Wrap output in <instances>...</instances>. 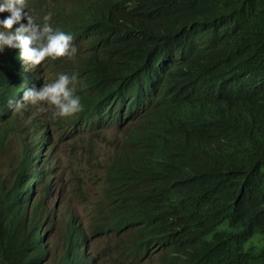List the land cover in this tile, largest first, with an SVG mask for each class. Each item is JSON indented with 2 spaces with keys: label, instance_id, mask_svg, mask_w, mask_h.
Listing matches in <instances>:
<instances>
[{
  "label": "trees",
  "instance_id": "obj_1",
  "mask_svg": "<svg viewBox=\"0 0 264 264\" xmlns=\"http://www.w3.org/2000/svg\"><path fill=\"white\" fill-rule=\"evenodd\" d=\"M73 3L70 31L87 62L68 72L97 85L83 99L87 120L122 125L137 117L136 93L159 100L110 161L102 223L151 231L183 264H264V249L249 246L264 240V0ZM19 62L17 49L0 52V122L18 120L13 94L39 84L17 72ZM29 175L30 167L0 186V264L49 256L37 232L47 216L41 221L40 199L31 206ZM84 252L75 237L55 264H83Z\"/></svg>",
  "mask_w": 264,
  "mask_h": 264
},
{
  "label": "clouds",
  "instance_id": "obj_2",
  "mask_svg": "<svg viewBox=\"0 0 264 264\" xmlns=\"http://www.w3.org/2000/svg\"><path fill=\"white\" fill-rule=\"evenodd\" d=\"M73 7V0H0V52L7 49H17L20 58V62L16 66L17 72L24 75L32 74L39 81V84L30 85L23 89L22 98L19 94H13L12 108L15 109L18 120L11 117L5 122H0V125H3L2 131L6 134L0 149V173L2 160L8 150L6 139L9 135L16 134V132L18 134L19 132L22 136L32 131L30 135L32 140L29 141V137L24 140L23 152L24 157L31 155L33 158L31 165L28 167L24 165L23 170L17 167L18 162L11 166L9 175L6 178L0 174V186H12L15 182L21 180L22 171L25 173L30 167V175L24 186L31 187L32 193H34L33 200L37 199L31 206L33 207L40 199L41 206L45 209L41 221H44L46 216L47 220L45 225L40 224L37 232L40 239L41 231L43 232L41 241L46 244L50 255V250H52L50 234L53 226L48 227V223L54 209L47 208L45 198L52 191L53 178H51V174L56 170V166L53 164L57 149V147L54 148L56 133L53 127L47 124L48 116L46 113L40 112L38 105L46 104L51 109V114L55 117L53 121L56 122L60 132L65 130V126L80 128L95 125L97 122L100 125L108 123L111 126H116L119 128L121 139L118 145L112 147L111 151L107 150L102 155V199L98 200L94 208L92 230L105 236L112 235L116 239V247L125 264H183L182 258L173 254L166 244L159 242L151 231L140 232L138 226L133 222L128 224L102 223L104 179L107 177L110 161L115 151L123 146L126 147L128 144L125 142L133 133L139 130L142 123L140 117L152 113L159 104V100L156 96L154 101L149 102L139 92L136 93L132 98V103L137 117L128 120L124 118L122 125L107 122L102 118L96 123L87 120L88 112L85 104L89 100L84 102L83 99L92 95L97 85L86 83L85 78L78 76L76 72L72 74L68 72L72 63L83 62L80 64L82 65L87 62L81 61L82 53L79 52V44L81 43L75 40L73 32L70 31L72 27L69 25L68 20ZM34 13H37V15L44 13L41 22H36ZM50 20L59 23L62 30L54 28ZM107 78L109 77L104 73V82ZM24 121L26 123L22 125ZM46 136L48 141L45 140ZM145 136L146 133H143V139H145ZM91 139V145L95 144L94 137ZM158 142V138H153L151 147H154ZM45 153H47V156L43 158L42 156ZM40 168L43 169V174L41 179L38 180ZM44 169H46L45 173ZM38 192L39 197H36ZM74 227H78V231L83 233L82 241L89 246L88 250L82 245V241L78 240L80 248L85 250L82 254L83 264H86L87 260L90 264H96L94 258H92V262L89 259V254H91L90 233L80 223L73 225L70 220L61 237L62 252L59 258L64 252V246L75 241V236L72 237ZM77 235H79V232H77ZM47 237H49V242L45 240ZM79 239H81L80 235ZM59 258H52V264H55L56 259Z\"/></svg>",
  "mask_w": 264,
  "mask_h": 264
},
{
  "label": "rangeland",
  "instance_id": "obj_3",
  "mask_svg": "<svg viewBox=\"0 0 264 264\" xmlns=\"http://www.w3.org/2000/svg\"><path fill=\"white\" fill-rule=\"evenodd\" d=\"M43 14L34 13L36 22H41ZM50 23L54 28L62 30L59 23L52 20ZM38 108L48 116L47 124H50L56 133L54 148L57 147L53 158L56 170L51 174L52 191L45 198L47 208L54 209L48 223V227L53 226L50 234L52 250L44 264H52V258H59L62 252L61 237L72 215L77 217L78 223L91 235L90 252L96 264H125L116 247V239L112 235L105 236L92 230L94 208L98 200L102 199V155L119 144L121 139L119 128L108 123L100 125L97 122L95 125L80 128L65 126V130L60 132L53 121L55 117L52 116L51 109L46 104H39ZM25 123L26 121L22 125ZM31 134L32 131L21 136L16 132L6 139L8 150L2 160L0 173L4 178L9 175L11 166L24 157V140L29 137L31 141ZM92 137L95 139L93 145L90 142ZM36 197H39V192ZM222 229L225 230L226 227ZM249 246L261 253L264 249L262 236L254 238Z\"/></svg>",
  "mask_w": 264,
  "mask_h": 264
},
{
  "label": "bare ground",
  "instance_id": "obj_4",
  "mask_svg": "<svg viewBox=\"0 0 264 264\" xmlns=\"http://www.w3.org/2000/svg\"><path fill=\"white\" fill-rule=\"evenodd\" d=\"M36 68L38 69V66H37ZM147 96H148V95H147ZM47 134H48V133H47ZM45 140L48 141L47 136H46ZM57 190H58V189H57ZM56 193H57V192H56ZM70 216H71V214H70ZM70 222H71L73 225H78V223H77V217L72 215L71 218H70ZM77 228H78V227H74V228L72 229V234H73V236L77 237L78 240L82 241V240H83L82 237H83L84 235H83V233H80V231H78ZM77 232H79V235H80L81 239H79V236H77ZM41 239H43V232H42V231H41ZM45 240L49 242V237H47V239H45ZM82 243H83L82 245H83L85 248H87V249L89 250V246H88L86 243H84L83 241H82ZM92 258H93V256H92L91 254H89V259H91L90 262H92ZM86 264H90L88 260H87Z\"/></svg>",
  "mask_w": 264,
  "mask_h": 264
}]
</instances>
